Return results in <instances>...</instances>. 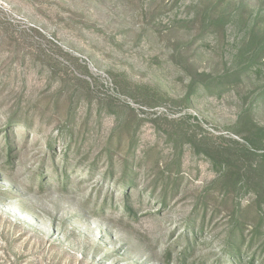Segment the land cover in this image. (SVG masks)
<instances>
[{
    "label": "rangeland",
    "instance_id": "1",
    "mask_svg": "<svg viewBox=\"0 0 264 264\" xmlns=\"http://www.w3.org/2000/svg\"><path fill=\"white\" fill-rule=\"evenodd\" d=\"M264 0H0V264H264Z\"/></svg>",
    "mask_w": 264,
    "mask_h": 264
},
{
    "label": "trees",
    "instance_id": "2",
    "mask_svg": "<svg viewBox=\"0 0 264 264\" xmlns=\"http://www.w3.org/2000/svg\"><path fill=\"white\" fill-rule=\"evenodd\" d=\"M262 47V49L264 48V44L260 45L259 48Z\"/></svg>",
    "mask_w": 264,
    "mask_h": 264
}]
</instances>
